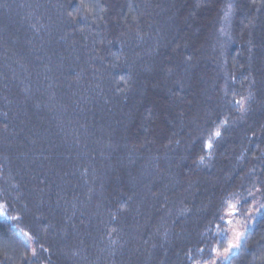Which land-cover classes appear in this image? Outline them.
Masks as SVG:
<instances>
[{"label": "trees", "instance_id": "16d2710c", "mask_svg": "<svg viewBox=\"0 0 264 264\" xmlns=\"http://www.w3.org/2000/svg\"><path fill=\"white\" fill-rule=\"evenodd\" d=\"M251 191L225 264H264V0H0V264H204Z\"/></svg>", "mask_w": 264, "mask_h": 264}, {"label": "rangeland", "instance_id": "374dc122", "mask_svg": "<svg viewBox=\"0 0 264 264\" xmlns=\"http://www.w3.org/2000/svg\"><path fill=\"white\" fill-rule=\"evenodd\" d=\"M256 194H258V191H256V193L251 191V193L247 194V201H245L244 204L245 207H240L238 201H234L226 207L224 216L226 222V246L223 250L214 253L213 258L204 264H225L229 257L238 251L244 236L254 225L261 210V205L259 201L256 200ZM239 208L241 211H239ZM0 220L9 224L11 223L1 209ZM11 226L16 236L27 246L29 251L32 252L33 248L27 235L14 226L13 223ZM230 245H233V247H230Z\"/></svg>", "mask_w": 264, "mask_h": 264}, {"label": "snow or ice", "instance_id": "6c2138e0", "mask_svg": "<svg viewBox=\"0 0 264 264\" xmlns=\"http://www.w3.org/2000/svg\"><path fill=\"white\" fill-rule=\"evenodd\" d=\"M230 247H233V245H230Z\"/></svg>", "mask_w": 264, "mask_h": 264}]
</instances>
